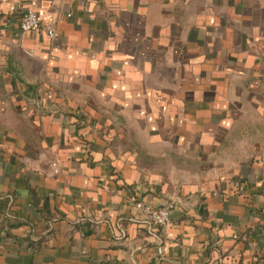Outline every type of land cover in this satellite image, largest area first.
<instances>
[{
	"label": "crops",
	"instance_id": "1",
	"mask_svg": "<svg viewBox=\"0 0 264 264\" xmlns=\"http://www.w3.org/2000/svg\"><path fill=\"white\" fill-rule=\"evenodd\" d=\"M0 264H264V0H0Z\"/></svg>",
	"mask_w": 264,
	"mask_h": 264
},
{
	"label": "built area",
	"instance_id": "2",
	"mask_svg": "<svg viewBox=\"0 0 264 264\" xmlns=\"http://www.w3.org/2000/svg\"><path fill=\"white\" fill-rule=\"evenodd\" d=\"M20 30L22 33L43 30L51 39L58 37L56 23L49 22L47 24H43L38 13L34 10H29L20 21ZM137 208L142 210L148 216L150 221L158 227H167L171 223L170 212L167 208L154 210L152 207L143 203H138ZM159 252L162 253V249H159Z\"/></svg>",
	"mask_w": 264,
	"mask_h": 264
}]
</instances>
